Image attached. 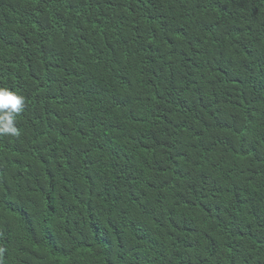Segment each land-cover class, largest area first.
I'll list each match as a JSON object with an SVG mask.
<instances>
[{"label": "trees", "instance_id": "1", "mask_svg": "<svg viewBox=\"0 0 264 264\" xmlns=\"http://www.w3.org/2000/svg\"><path fill=\"white\" fill-rule=\"evenodd\" d=\"M0 264H264V0H0Z\"/></svg>", "mask_w": 264, "mask_h": 264}, {"label": "clouds", "instance_id": "2", "mask_svg": "<svg viewBox=\"0 0 264 264\" xmlns=\"http://www.w3.org/2000/svg\"><path fill=\"white\" fill-rule=\"evenodd\" d=\"M24 98L16 92L0 87V135L18 136L15 119L24 108Z\"/></svg>", "mask_w": 264, "mask_h": 264}]
</instances>
